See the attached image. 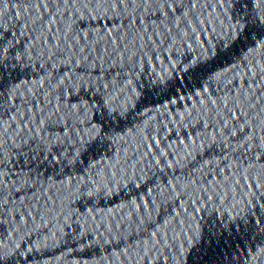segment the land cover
Returning <instances> with one entry per match:
<instances>
[{"label": "snow or ice", "instance_id": "1", "mask_svg": "<svg viewBox=\"0 0 264 264\" xmlns=\"http://www.w3.org/2000/svg\"><path fill=\"white\" fill-rule=\"evenodd\" d=\"M100 0H97V3H99ZM183 0H159V5L157 9H154L153 11H159L160 12V17H161V22H163V17L167 15V12H171L173 17L178 20L180 16H186V8L185 7H176L174 8L173 5H180L182 4ZM117 3H119L121 6L124 4H130L133 8L137 6V4L144 6V11H147V6L153 3H157V0H113V6H115ZM167 5V11L164 10L163 5ZM194 6V5H193ZM127 12V9H125V13ZM177 12H179V16H177ZM136 20L135 15H133L129 19V26L132 25L133 21ZM100 24L107 28V24L105 22V18L100 19ZM138 24L143 26L144 24V18L141 17L139 20L136 21ZM116 24H120L121 20L119 17L115 19ZM152 23H155V20L152 21Z\"/></svg>", "mask_w": 264, "mask_h": 264}]
</instances>
